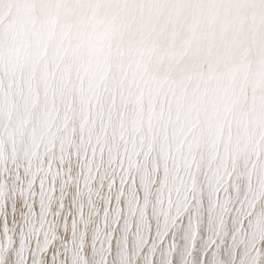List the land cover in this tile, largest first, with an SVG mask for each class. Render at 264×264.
<instances>
[{"label": "snow or ice", "instance_id": "snow-or-ice-1", "mask_svg": "<svg viewBox=\"0 0 264 264\" xmlns=\"http://www.w3.org/2000/svg\"><path fill=\"white\" fill-rule=\"evenodd\" d=\"M0 264H264V0H0Z\"/></svg>", "mask_w": 264, "mask_h": 264}]
</instances>
